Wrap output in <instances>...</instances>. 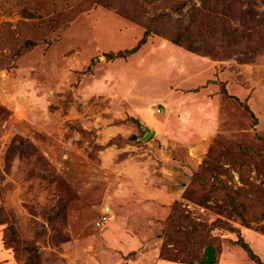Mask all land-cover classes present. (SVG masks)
<instances>
[{
	"label": "rangeland",
	"instance_id": "rangeland-1",
	"mask_svg": "<svg viewBox=\"0 0 264 264\" xmlns=\"http://www.w3.org/2000/svg\"><path fill=\"white\" fill-rule=\"evenodd\" d=\"M100 1L0 0V264L264 263L226 201L264 212V0L127 57L145 28Z\"/></svg>",
	"mask_w": 264,
	"mask_h": 264
},
{
	"label": "trees",
	"instance_id": "trees-1",
	"mask_svg": "<svg viewBox=\"0 0 264 264\" xmlns=\"http://www.w3.org/2000/svg\"><path fill=\"white\" fill-rule=\"evenodd\" d=\"M197 2H193L188 8V3L190 0H129L122 1L118 3L117 0H102V4L105 6H109V8L115 9L116 12L121 15L123 18L139 24L145 28V33L138 46L132 50H126L122 53H119L118 57H127L132 55L136 51H138L144 44L147 43V39L152 36H160L170 41L175 46L184 48L188 52L191 53H200L198 49H195L188 40L189 32L192 31V26L196 22L198 17L201 19V23L199 24L203 33H207L214 37H217V34L223 33L220 31L218 26L221 22L226 21V17L235 16L233 13L231 5L228 4L229 0H196ZM199 4V6H198ZM152 8V9H151ZM188 8V9H187ZM187 9V11H186ZM150 11L152 14L150 15ZM193 12L191 17V21L189 24L184 22V18ZM174 14H177L178 17L174 18ZM234 18V17H233ZM162 20V21H161ZM174 20L176 24H174ZM161 21V22H159ZM160 24H159V23ZM158 23L159 26L163 25V30H158V27L155 24ZM210 30V31H209ZM203 33H199L198 36L202 37ZM216 40H221L220 38H215ZM115 56H112L113 59ZM227 196V205L232 207L234 212L240 217L242 222L245 224H249L252 221H255V218L263 217L264 212L260 215H254L253 217H248L249 213L247 211V207L245 203H240L238 201L237 193L233 195ZM237 196V197H236ZM253 215V214H252ZM172 217V216H171ZM228 230L234 232L235 227L232 225H228ZM238 246H240L248 256L257 264H264L260 257L256 255L249 244L244 241L243 237H239L238 241L235 242ZM212 247V246H211ZM171 261V260H170ZM174 262V261H173Z\"/></svg>",
	"mask_w": 264,
	"mask_h": 264
},
{
	"label": "water",
	"instance_id": "water-1",
	"mask_svg": "<svg viewBox=\"0 0 264 264\" xmlns=\"http://www.w3.org/2000/svg\"><path fill=\"white\" fill-rule=\"evenodd\" d=\"M153 133L152 132H148L146 133L145 138L147 139L148 137L152 136ZM204 259L201 260L200 262L196 263V264H212L213 261L216 259V253L213 247L209 246L207 248H205L204 250Z\"/></svg>",
	"mask_w": 264,
	"mask_h": 264
},
{
	"label": "built area",
	"instance_id": "built-area-1",
	"mask_svg": "<svg viewBox=\"0 0 264 264\" xmlns=\"http://www.w3.org/2000/svg\"><path fill=\"white\" fill-rule=\"evenodd\" d=\"M105 220H106V219L103 217V218H102V221H105ZM101 223H103V222H99L98 225H101Z\"/></svg>",
	"mask_w": 264,
	"mask_h": 264
}]
</instances>
